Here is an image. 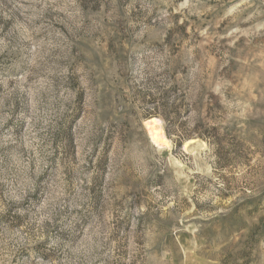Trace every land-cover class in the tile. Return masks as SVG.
Instances as JSON below:
<instances>
[{
  "label": "rangeland",
  "instance_id": "rangeland-1",
  "mask_svg": "<svg viewBox=\"0 0 264 264\" xmlns=\"http://www.w3.org/2000/svg\"><path fill=\"white\" fill-rule=\"evenodd\" d=\"M0 264H264V0H0Z\"/></svg>",
  "mask_w": 264,
  "mask_h": 264
},
{
  "label": "bare ground",
  "instance_id": "bare-ground-1",
  "mask_svg": "<svg viewBox=\"0 0 264 264\" xmlns=\"http://www.w3.org/2000/svg\"><path fill=\"white\" fill-rule=\"evenodd\" d=\"M147 126L151 135L154 139L164 142L166 144L169 143L168 139L164 135V131L162 129L161 123L157 118H153L147 122Z\"/></svg>",
  "mask_w": 264,
  "mask_h": 264
},
{
  "label": "trees",
  "instance_id": "trees-1",
  "mask_svg": "<svg viewBox=\"0 0 264 264\" xmlns=\"http://www.w3.org/2000/svg\"><path fill=\"white\" fill-rule=\"evenodd\" d=\"M166 133H167V137H169L170 138V132H169V130L166 128ZM183 142L181 141V142H179V145L181 146V144H182Z\"/></svg>",
  "mask_w": 264,
  "mask_h": 264
}]
</instances>
